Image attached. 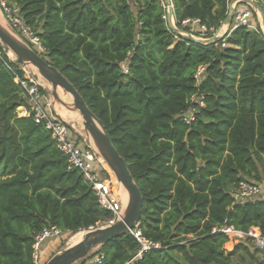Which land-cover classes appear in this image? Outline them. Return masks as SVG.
<instances>
[{
	"label": "trees",
	"instance_id": "trees-1",
	"mask_svg": "<svg viewBox=\"0 0 264 264\" xmlns=\"http://www.w3.org/2000/svg\"><path fill=\"white\" fill-rule=\"evenodd\" d=\"M5 1L126 160L144 201L138 229L161 244L137 258L140 244L128 232L101 246L102 264H234L243 254L264 264L250 240L212 233L256 227L264 237V198H234L241 181L264 183V33L255 14L258 31H231V21L223 38L197 44L176 38L161 0ZM172 4L176 22L218 30L228 18V0ZM0 55V264H34L37 232L91 230L111 214L82 173L68 170L51 133L19 117L26 101L16 79L27 74L1 42ZM195 107L187 124L183 114Z\"/></svg>",
	"mask_w": 264,
	"mask_h": 264
},
{
	"label": "built area",
	"instance_id": "built-area-1",
	"mask_svg": "<svg viewBox=\"0 0 264 264\" xmlns=\"http://www.w3.org/2000/svg\"><path fill=\"white\" fill-rule=\"evenodd\" d=\"M161 1L165 10L163 19L170 30L176 34V38H179V36L182 38H188L190 36L196 37L197 34H200V36L204 38L200 40L211 42L213 38L224 37L220 36V31L215 28H208L203 25L199 19H185L182 22H176V20L173 22L172 20L174 28H171L169 26L171 19V5L165 0ZM255 4L259 7L255 6ZM230 6L234 9L231 31L240 27H248L258 31V27L252 22L255 14L258 16L257 18L260 21V28L264 33V18L259 9L261 8L264 11L263 0H228V15L231 13L229 9ZM0 9L3 10L9 24L18 35L25 38L32 46H34L37 53L38 51L45 53V49L41 45L39 37L22 19L20 16V9L18 7H10L7 5L5 0H0ZM223 46L226 47L227 45L223 44ZM205 70V66H200L197 69L195 79L198 83H201ZM27 79L28 80L26 81H20L19 78L16 79L17 82L21 83L25 90L24 99L26 101L25 106L21 107L17 111L19 117H32L36 124L43 125L46 130L51 133L52 139L56 142L57 147L63 156L67 159L68 170H79L82 173L84 180L91 185L93 191L98 197L101 207L111 214L109 219L105 222H100L97 225V229L110 227L122 221L126 213V207L124 208L123 206V202L120 199V193L116 189V185L111 179L104 176V171L107 170L104 168L103 163L100 160V153L89 145L87 140H83L81 136L78 135V132L72 128V125L64 120V118H62V116L51 107L48 96L41 90L40 85L36 82L37 80H32L29 75L27 76ZM191 102L204 106L202 98L197 96H193L191 98ZM196 112L197 107L184 113V121L187 124H190L195 120ZM110 178H112L111 175ZM261 195H263V188L261 184L241 181L236 188L234 198L237 202H247ZM95 228L96 227H92L91 229L95 230ZM129 232L140 244V250L137 258H141L149 251L160 249L161 244L146 239L141 230L138 229L137 224L135 228ZM212 233H222L235 244L250 240L253 245L260 250V252H264V237L262 236L260 230L256 227L250 228L247 232H245L236 229L233 226L224 225L222 227L214 228ZM64 234L65 233L61 229L55 226L46 227L42 231L37 232L35 234V242L33 245L34 264H43L41 254L44 245L51 239H60L64 237ZM94 256L95 259L93 262L87 261L84 264L103 263L104 255L101 251H96Z\"/></svg>",
	"mask_w": 264,
	"mask_h": 264
},
{
	"label": "water",
	"instance_id": "water-1",
	"mask_svg": "<svg viewBox=\"0 0 264 264\" xmlns=\"http://www.w3.org/2000/svg\"><path fill=\"white\" fill-rule=\"evenodd\" d=\"M165 1L171 5V19L169 26L174 28L172 24V17L174 16L172 0ZM255 6L259 7L256 4ZM229 9L231 13L228 15L225 24H229L234 17V9L232 6H230ZM259 9L264 18V11L261 8ZM10 32L12 34H16L13 29H10ZM11 33L6 31L0 24V42L14 52V54L17 56V63L19 65L35 66L40 71V73L52 84L55 90H57L59 87H62L64 90L70 92L74 96V108L83 115L87 131L96 141L100 153L116 174L118 182L123 185L129 193V202L127 204L126 213L122 221L110 227L98 228L87 232L86 236L81 242L65 250L63 253L54 256L51 260H49V262H47V264H76L79 261L85 259L92 248L110 244L114 240L127 234L130 230L135 228L142 216V208L144 203L142 193L130 172L126 160L121 156L118 149L115 147L104 130L102 124L96 118L93 111L88 107L75 86L60 71H58L46 57L33 51L26 45H23V43H20L11 35ZM220 38L221 37L213 38L211 42ZM187 39L197 44L211 43L200 40L193 36H190ZM34 79L38 80L39 77L35 75ZM62 104L64 106H68L67 102L64 101H62ZM95 121L98 122L101 130L95 124Z\"/></svg>",
	"mask_w": 264,
	"mask_h": 264
},
{
	"label": "rangeland",
	"instance_id": "rangeland-1",
	"mask_svg": "<svg viewBox=\"0 0 264 264\" xmlns=\"http://www.w3.org/2000/svg\"><path fill=\"white\" fill-rule=\"evenodd\" d=\"M263 1H264V0H263ZM256 14H257V13H256ZM257 17H258V16L255 15V22H257V23L260 25V21L258 20ZM9 28H10V29H13V28H11V25L9 26ZM13 30H14V29H13ZM14 31H15V30H14ZM15 33H16V32H15ZM15 36H16V38H17L18 41H20L21 43H23V45H26L27 47H29V48L32 49L33 51L37 52V51L35 50L34 46H32V45H31V44H30L25 38L19 36L17 33L15 34ZM199 36H200V34H197V35H196V37H198L199 39H202V38H203V37H201V36L199 37ZM221 36H223V35H221ZM203 39H204V38H203ZM3 48H4L5 52L7 53V50H9V49H8L6 46H4V45H3ZM38 53H40L42 56H44V53L39 52V51H38ZM7 55H8V53H7ZM44 57H45V56H44ZM9 58H10V57H9ZM10 60H11V59H10ZM11 61H13V60H11ZM13 62H17V60H15V61H13ZM21 67H22L23 70L26 72L27 76L29 75L30 78H31L32 80H34V76H35L36 74H35V73L32 74L31 72H29L27 66H22V65H21ZM34 81H36V79H35ZM39 81H40V80H37L36 82L40 85L41 88H43V90L46 91L45 93H46V95L48 96V99L50 100L49 102H50V104H51V107L57 111V106L59 107L60 104H61V105H63V104H62L61 101L57 98V96L55 95V93H54L53 91L44 88L43 85L39 83ZM40 82H41V81H40ZM55 104H56V105H55ZM54 105H55V106H54ZM70 107H71V106H70ZM70 107L68 106L67 109H69ZM72 107H74V105H73ZM57 112H58V111H57ZM72 128H74V127L72 126ZM74 130H75V128H74ZM78 135L81 136V138H82L83 140H86L85 138H87V142H88V144L91 145L90 142H89V140H88V137H87L86 133H85V135L78 133ZM84 137H85V138H84ZM100 156H101V155H100ZM102 159H103V158H102V156H101V157H100V160H102ZM104 176H105L106 178L112 180V178H110L109 172L104 171ZM117 184H118V187L116 186V189H117V190L119 191V193H120V188L122 187V185H121L119 182H118ZM259 184H260V183H259ZM121 190H122V189H121ZM263 191H264V186H263ZM127 196H128L127 193H126V194H121V193H120V197H121L120 199L122 200L123 205H125L126 207H127L128 202H129V197H127ZM125 198H127V199L125 200ZM262 198H264V194L261 195V196H259V197L256 198V199H262ZM256 199H255V200H256ZM95 229H97V227H96ZM92 230H94V229L86 230V231H79V232H77V233L68 232V233H65V234H64V237L58 239L57 241H55V240H51V243H52V244H49V243H48L49 245L45 247L46 250H47V252H48V256L46 257V259H45V256H46V255H45L44 249L42 250V254H41V255H42V262H43V264H47V262H49V260H51L54 256H57V255L63 253L65 250L69 249L70 247L75 246L76 244H73V243H72V242H73V239H74L73 237H74L75 235H77V234H79V233H85V234H86L87 232L92 231ZM85 236H86V235H85ZM85 236H84V237H85ZM83 239H84V238H83ZM100 248H101V246H97V247H95V248H92V249L90 250V252L88 253V256H87L85 259H83L82 261H84V263H86L87 261L93 262L94 259H95L94 254H95L96 251H100V250H101ZM251 251H252V252H255V251L253 250V248H251ZM93 256H94V257H93ZM256 257L259 258L261 261H264V254H262V253L257 254ZM82 261H79L78 263L81 264ZM233 262H234V264H258V263H256V262H254V263L251 262L250 257L247 256V255H245V254H243V255H241V256H238V257L234 258ZM78 263H76V264H78ZM84 263H83V264H84Z\"/></svg>",
	"mask_w": 264,
	"mask_h": 264
},
{
	"label": "bare ground",
	"instance_id": "bare-ground-1",
	"mask_svg": "<svg viewBox=\"0 0 264 264\" xmlns=\"http://www.w3.org/2000/svg\"><path fill=\"white\" fill-rule=\"evenodd\" d=\"M0 24L2 25V27L6 31L11 33L10 29L7 28V26H6L3 17L2 18L0 17ZM11 35L17 40L15 34L11 33ZM7 53H8V56L10 57L11 60H13V61L17 60V56L14 54V52L12 50H10V49L7 50ZM27 68H28L29 72H31L32 74L35 73L39 77L38 80L41 81V82L39 81V83L42 84L44 88H46L48 90H51V91H53L55 93V95L61 101V103H62V101H64V102H67L69 107L71 106L69 109H67L68 107L60 104L59 107L57 106V111L62 116V118H64V120H66L69 124H71L75 128V130L78 133L83 134V135H85V133H86L91 146L97 152L100 153V150H99V148H98V146L96 144V141L92 138V136L89 134V132L86 129L83 115L77 109L72 107L74 105V96L70 92H67L66 90H64L62 87H59L57 90H55L53 88L52 84L40 73V71L35 66L27 65ZM95 124L101 130V127L99 126L97 121H95ZM85 139L87 140V138H85ZM100 155L102 156L101 153H100ZM102 158L103 159L101 160V162L103 163L104 168L109 172V174L112 177L113 183L118 187V184H117L118 183V179H117L116 174L114 173V171L112 170V168L110 167L108 162L105 160V158L103 156H102ZM120 193L121 194H126L127 193V195H128L127 197H129V193H128V191L126 190V188L123 185L120 188ZM126 199L127 198H125V200ZM86 234L85 233H79V234L75 235L73 237L74 239H73L72 243L73 244H77V243L81 242Z\"/></svg>",
	"mask_w": 264,
	"mask_h": 264
},
{
	"label": "crops",
	"instance_id": "crops-1",
	"mask_svg": "<svg viewBox=\"0 0 264 264\" xmlns=\"http://www.w3.org/2000/svg\"><path fill=\"white\" fill-rule=\"evenodd\" d=\"M172 3H173V0H172ZM172 5H173V4H172ZM0 14H1L0 17H1V18L3 17L4 22H5L6 26H7V28H9L10 24H9V22H8L6 16H5V14L3 13V10H2V9H0ZM172 20H173V22H175V17H174V16H173ZM230 27H231V22H230L229 24H225V23H224V24L218 29V31H220V36H221V35L225 36V35L227 34V31L229 32ZM66 107H68V106H66ZM261 186H262V188H263L264 183H262ZM263 194H264V191H263ZM123 206H124V208L126 207L125 205H123ZM51 240H55V241H57L58 239H51ZM51 240H49V241L44 245V247H43L44 252H45V255H46V256H45V259H46V257L48 256V252H47V250H46L45 247L48 246L49 244H52V243H51ZM48 243H49V244H48ZM78 264H80V263H78Z\"/></svg>",
	"mask_w": 264,
	"mask_h": 264
}]
</instances>
